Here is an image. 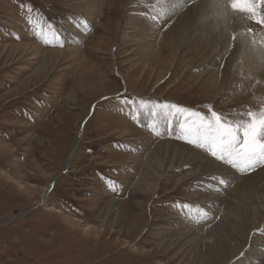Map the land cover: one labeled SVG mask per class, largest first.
<instances>
[{"label": "rangeland", "instance_id": "obj_1", "mask_svg": "<svg viewBox=\"0 0 264 264\" xmlns=\"http://www.w3.org/2000/svg\"><path fill=\"white\" fill-rule=\"evenodd\" d=\"M259 26L226 0H0V264H264V167L224 186L197 163L183 179L163 143L210 156L130 122L141 100L233 119L264 107V56L246 52ZM216 183L219 212L198 223L184 205L212 206L199 194Z\"/></svg>", "mask_w": 264, "mask_h": 264}, {"label": "snow or ice", "instance_id": "obj_2", "mask_svg": "<svg viewBox=\"0 0 264 264\" xmlns=\"http://www.w3.org/2000/svg\"><path fill=\"white\" fill-rule=\"evenodd\" d=\"M227 4L233 11L246 14L254 23L264 27V12L260 10L264 0H227ZM174 6H183V0H174ZM38 35L42 42L49 44V36L54 40L58 34L54 26H50L47 33L40 31ZM149 104V101H140L141 108ZM152 108V115L163 117L164 122L177 129L179 139L205 150L214 159L242 173L264 167V107L238 113L239 119L230 118L212 106L200 111L175 103L157 102ZM157 108L159 113L155 112ZM135 114L138 117L139 113ZM152 127L155 131V122ZM114 183L110 182V185ZM219 183L225 184L226 181L221 178ZM201 214L206 215L204 212Z\"/></svg>", "mask_w": 264, "mask_h": 264}, {"label": "bare ground", "instance_id": "obj_3", "mask_svg": "<svg viewBox=\"0 0 264 264\" xmlns=\"http://www.w3.org/2000/svg\"><path fill=\"white\" fill-rule=\"evenodd\" d=\"M207 1V0H206ZM211 1V0H210ZM213 3V2H212ZM211 4V3H210ZM215 4V3H214ZM208 6V5H207ZM239 23L238 24H234L233 26L235 27V28H237L238 29V26L240 27V26H244V23L247 21V20H245L244 18H243V20L240 18L239 20ZM253 25V24H252ZM247 26L248 27H250L251 26V23H249L248 22V24H247ZM255 27V26H254ZM68 29V28H67ZM261 36H263L264 37V35H258V38L260 39V41H263L262 40V38H261ZM264 43V42H263ZM249 45V47H247ZM30 46H32L31 44H30ZM48 52H50V53H61V52H63L62 50H58V49H52V50H48ZM246 52H249L250 54H252V56L254 57V58H258V55H257V53L258 54H261V56H264V46L263 45H261V44H256V45H254V44H250V43H247V45H246ZM89 118V117H88ZM152 120H159V119H152ZM87 124V123H86ZM86 124L85 125H81V126H79V128H78V133H79V137H77V140H76V144H75V146H74V149L72 150V152H71V155H70V157H69V159H68V162H66V167L67 166H70V164H71V162L73 161V158H74V155H75V152L77 151V149H78V147L81 145V143H82V141H83V134H85V127H86ZM157 125H159L160 126V124H157ZM29 135V134H28ZM127 135V134H126ZM126 135H123V136H126ZM129 139V138H128ZM181 145V144H180ZM163 146H165V149H164V151L167 153V151L168 152H172L173 153V155L176 157V168L175 169H180V172H186L184 175H183V179H189L191 176H195L196 177V173L193 171L192 172V174H189L187 171L189 170V169H192V168H195L194 167V164H199L198 166H197V168L199 167L202 171H204V172H211V173H209V174H212V173H218V172H220V173H223L226 177H229L232 181L235 179V178H237L238 176L234 173V171L231 169V168H228L227 166H224L223 164H221V163H219V162H217V161H215V160H213V159H211V158H209V157H204L203 155H201V154H195V155H193V154H190L188 151H187V149H184V150H182V151H180V150H178V149H176V148H173V147H171V145H170V143H168L167 141L165 142V143H163L162 144V147ZM157 147H159V146H157ZM156 147V148H157ZM161 147V146H160ZM161 147V148H162ZM185 147V146H184ZM160 148V149H161ZM187 148V147H186ZM195 150V149H194ZM153 154V153H152ZM170 154V153H169ZM168 161V160H167ZM171 161H173V160H171ZM174 166V165H173ZM184 166H188L187 168H185ZM173 170V169H172ZM216 170H217V172H216ZM215 171V172H214ZM196 172H198V171H196ZM255 172H253V174H254ZM163 174V173H162ZM161 174V175H162ZM196 174V175H195ZM200 174V173H199ZM160 175V176H161ZM165 175H167V174H165ZM203 177V176H202ZM244 177V176H243ZM194 178V177H193ZM219 178V177H218ZM184 181V180H183ZM186 181V180H185ZM189 181V180H188ZM188 181H186V182H188ZM180 183H181V179H180ZM149 184H151V182H149L148 184L145 182V181H143V184H142V186H147V185H149ZM51 185V184H50ZM215 185H217V184H215ZM49 186V185H48ZM46 187V190H45V192H44V194H42V202H45L46 201V199H47V196H48V193H49V191H50V189H51V186H49V187ZM206 186V185H205ZM217 186H219V185H217ZM155 189L153 190V188L150 186L149 187V189H151L154 193H156V191H157V188H158V183H155V187H154ZM209 190L207 191V192H205V193H203V192H201V194H199L200 196H199V202H204V203H212V206L211 205H208V204H206V205H208L209 207H206V208H208V214H212L213 213V216L216 214V213H218L219 212V209H217L216 208V206L217 205H215V203H217V202H219L220 200H221V194H219L218 192L219 191H217V190H220L219 188H208ZM203 190V189H202ZM248 193V192H247ZM242 194V193H241ZM243 195V194H242ZM224 196V195H223ZM225 197V196H224ZM241 197V196H240ZM152 198V197H151ZM228 198V197H227ZM241 199V198H240ZM239 199V200H240ZM233 200H234V198H233ZM237 200V199H236ZM235 200V201H236ZM243 202V201H242ZM246 201H244V203H245ZM221 204H222V202H221ZM205 205V204H204ZM234 206V205H233ZM238 207V206H237ZM53 209V208H52ZM224 211V210H223ZM222 211V212H223ZM234 211V210H233ZM240 211V210H239ZM234 213H235V211H234ZM240 214V213H239ZM249 214H250V212H249ZM221 215V214H220ZM234 215V214H233ZM243 215V214H242ZM248 215V214H247ZM236 217V216H235ZM219 218H221V222H223V223H221V225H219V226H217V227H209V230H214V231H217L218 229L220 230L221 229V227H223L224 229L225 228H227V214H225V215H222V217H219ZM238 218H239V216H238ZM244 218V217H243ZM237 219V218H236ZM246 218H244V220H245ZM230 221V220H229ZM255 221V220H254ZM242 223V222H241ZM220 224V223H219ZM248 224V223H247ZM250 225H252V224H250ZM243 226V225H242ZM95 227V226H94ZM245 227V226H244ZM255 228V227H254ZM89 230V229H88ZM86 231V230H85ZM241 244V243H240ZM237 245V244H236ZM245 251V246H243V247H240V249H239V252H238V255H240L241 254V252H244ZM246 254H248V253H251L250 251H248L247 249H246V252H245ZM258 256H259V261H263V259H264V256L263 255H261V253L260 252H258V254H257Z\"/></svg>", "mask_w": 264, "mask_h": 264}, {"label": "water", "instance_id": "obj_4", "mask_svg": "<svg viewBox=\"0 0 264 264\" xmlns=\"http://www.w3.org/2000/svg\"><path fill=\"white\" fill-rule=\"evenodd\" d=\"M83 126V125H82Z\"/></svg>", "mask_w": 264, "mask_h": 264}]
</instances>
